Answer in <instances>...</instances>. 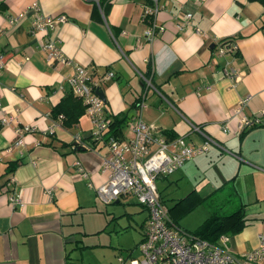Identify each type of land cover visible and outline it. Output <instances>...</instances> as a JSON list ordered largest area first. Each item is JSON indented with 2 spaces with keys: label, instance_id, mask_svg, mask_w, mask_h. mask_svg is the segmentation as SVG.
<instances>
[{
  "label": "crops",
  "instance_id": "0c3cea01",
  "mask_svg": "<svg viewBox=\"0 0 264 264\" xmlns=\"http://www.w3.org/2000/svg\"><path fill=\"white\" fill-rule=\"evenodd\" d=\"M34 2L48 15L67 17L48 37L58 40L69 63L47 64L38 47L42 35L30 31L29 7ZM94 2L93 12L90 0H0L4 62L0 115L2 109L9 113L18 109L17 122L0 124V264H78L71 251L83 243L76 234L79 219L96 211L98 202L105 205L94 187L106 179L101 169L106 146L89 139L92 125L84 112L71 127L58 123L60 114L52 112L70 91L66 78L75 64L93 67L99 76L114 73L101 83L111 118L119 113H125L127 120L136 115L138 99L146 90L140 116L159 127L163 137H181L190 145L202 144L205 136L216 142L173 172V179L168 181L170 175L158 179L165 183L158 189L181 227L179 215L192 205L190 198L203 201L225 188L233 189L228 194L245 205L246 221L238 235L251 246L236 244L232 250L229 245L230 249L241 253L254 247L257 234H249L253 227L264 233L260 232L264 230V115L259 124L241 130L232 109L249 96L243 109L247 116L264 110L263 5L250 0H158L155 20L163 30L148 41L143 35L148 26L143 0ZM21 11L24 17L9 25L8 18ZM185 12L192 14L190 24L177 29L176 22ZM227 38L235 48L219 55V41ZM229 67L236 69V81L227 76ZM189 122L202 133L191 129ZM20 125L34 130L24 134L23 145L8 150ZM75 134L85 140L82 149L75 148ZM191 178L198 182L190 195L168 202L163 191L172 182L178 185ZM10 194L19 195L22 205H12ZM142 209L143 230L147 211ZM252 219L256 225L248 222Z\"/></svg>",
  "mask_w": 264,
  "mask_h": 264
},
{
  "label": "built area",
  "instance_id": "2783aa9c",
  "mask_svg": "<svg viewBox=\"0 0 264 264\" xmlns=\"http://www.w3.org/2000/svg\"><path fill=\"white\" fill-rule=\"evenodd\" d=\"M98 2V0H94ZM137 1V0H130ZM143 19L148 26L144 30V37L151 41L163 30L155 16L159 9L158 0H143ZM29 10L32 12L31 32L42 35L43 40L38 47L44 52L47 64L55 61L69 63L57 45L56 39L48 37L54 27L67 21L65 15L52 16L42 11L40 5L34 2ZM25 12H19L9 17L7 22L14 26L24 17ZM192 14L185 12L176 22L177 29H184L190 24ZM196 32H200L195 28ZM235 48L230 39L221 40L217 46V53L223 55L226 51ZM3 57L0 52V71L3 67ZM114 73L106 71L103 75H97L93 67L75 64L73 73L66 78L70 92L77 96L84 106L86 115L92 125L89 139L101 142L106 146L107 152L102 157L101 169L106 173L105 181L95 186L97 198L105 203L117 202L123 196L132 195L135 200L147 211V216L142 231V237L138 248L141 258L131 257L129 260L119 258L121 264H264V233L257 234V244L241 253L230 249L229 234H222L215 241L203 239L189 230L184 229L174 222L169 208L162 200L157 186V180L167 177L181 168L187 161L204 154L211 144H216L210 137L199 145L187 144L183 138L167 139L160 133V128L144 122L140 111L146 107L143 100L146 90L138 99V113L126 121V134H112L110 123L112 118L105 108V101L97 93L101 89V83L112 79ZM227 76L232 80L238 79L237 71L229 67ZM145 79V78H144ZM147 85L150 80L145 79ZM249 96L242 98L232 109L238 118V127L241 130L250 128L261 122L264 110L257 115L247 116L243 109ZM18 109L8 112L1 110L0 124L8 125L17 122ZM64 117L60 114L56 120L62 123ZM191 129L202 133L199 126L189 122ZM226 128V127H225ZM224 128V130H225ZM34 130L31 125H20L15 128L16 137L9 147H18L24 144V134ZM52 130V129H50ZM77 145L84 147L85 140L79 134L74 135ZM79 174L86 176L83 169ZM13 178L9 179L12 182ZM9 201L12 205H22L19 195L10 194ZM131 255V254H129Z\"/></svg>",
  "mask_w": 264,
  "mask_h": 264
},
{
  "label": "rangeland",
  "instance_id": "374dc122",
  "mask_svg": "<svg viewBox=\"0 0 264 264\" xmlns=\"http://www.w3.org/2000/svg\"><path fill=\"white\" fill-rule=\"evenodd\" d=\"M123 127H125L123 130L126 134L127 126L124 124ZM173 176V174H170L168 181L173 179ZM197 182L198 179L196 178L185 180L178 185L172 182L170 187L163 191V194L166 195L168 202H171V197L185 196L187 198L190 195L189 192L192 186H196ZM157 184L161 189L165 183L158 181ZM198 188L200 189L201 185ZM230 191H233V189L225 188L221 192L208 196L203 201L190 198L192 205H189L186 211L179 215V224L186 230H193L214 209H218L219 212L234 210L240 200L233 194L229 195ZM97 208L96 211L86 212L82 215L83 217H80L81 225L77 227L78 232L76 234L83 239V243L82 246L71 251L72 257L78 260V264H121L120 257L127 260L131 257L140 259L141 254L138 244L143 231L141 225L145 218V212L141 205L131 195L120 198L118 203L112 202L104 205L98 202ZM248 222L256 225V221L253 219ZM252 227L248 226L246 229ZM253 228L249 233L252 237L259 233L255 226ZM262 231L264 230L260 232ZM241 235H238V232L229 234V245H231L232 250H235L236 244L246 245L245 249L251 246L249 241L240 240Z\"/></svg>",
  "mask_w": 264,
  "mask_h": 264
},
{
  "label": "trees",
  "instance_id": "16d2710c",
  "mask_svg": "<svg viewBox=\"0 0 264 264\" xmlns=\"http://www.w3.org/2000/svg\"><path fill=\"white\" fill-rule=\"evenodd\" d=\"M93 2V12L95 11L96 3L94 0H90ZM257 1L261 3L264 7V0H250ZM106 10V7L103 8ZM262 24L261 29L264 30V12L262 15ZM228 39V38H227ZM84 106L82 101L75 95H73L70 91L66 93L64 97L57 103V105L53 108V115L56 116L58 114H62L64 119L62 124L65 127H71L77 124L79 117L83 114ZM127 116L125 113H119L115 115L110 123V131L112 134H122V127L126 123ZM82 149L81 146H75V148ZM119 201V200H118ZM117 201V202H118ZM182 202V199L175 202L174 206L179 205ZM245 205L243 203H239L238 206L235 207L234 210L229 212H219L216 210L212 212L208 217H206L194 230L191 232L195 235L206 239L208 241L215 242L220 235L222 234H232L240 232L243 228L244 223L246 221L245 216ZM174 222H178V220L174 219Z\"/></svg>",
  "mask_w": 264,
  "mask_h": 264
},
{
  "label": "water",
  "instance_id": "95a60500",
  "mask_svg": "<svg viewBox=\"0 0 264 264\" xmlns=\"http://www.w3.org/2000/svg\"><path fill=\"white\" fill-rule=\"evenodd\" d=\"M97 93L99 94V96L105 101V95L102 89H98Z\"/></svg>",
  "mask_w": 264,
  "mask_h": 264
}]
</instances>
